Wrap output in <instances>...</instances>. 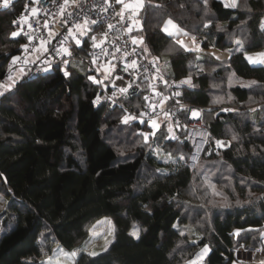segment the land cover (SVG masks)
<instances>
[{"label":"trees","instance_id":"obj_1","mask_svg":"<svg viewBox=\"0 0 264 264\" xmlns=\"http://www.w3.org/2000/svg\"><path fill=\"white\" fill-rule=\"evenodd\" d=\"M203 1L143 0L132 34L142 38L148 57L161 62L168 57L174 78L191 79L183 98L206 106L209 144L229 141L197 161L220 155L229 169L221 166L222 173L227 170L225 184L245 204L213 210L206 222L200 214L184 213L197 204L189 196L193 147L186 128H172L167 119L156 129L147 121L125 122L124 110L88 73L71 64L55 67L39 77L7 80L0 91V264H39L57 243L72 250L106 215L114 225L107 250L96 256L80 251L74 264H181L206 243L210 250L203 264H232L237 247L254 250L264 244L258 234L264 227V64H251L244 54L264 50V0H238L235 9L221 0ZM21 6L22 0L0 6V78L23 44L19 34L11 35ZM167 17L204 48L225 49L238 40L244 48L230 50L223 59L205 52L197 63L194 51L163 31ZM142 101L138 95L124 103L139 111ZM114 141L131 149L121 154ZM140 141L166 146L161 153L173 157L161 158ZM212 162L209 173L216 170ZM133 224L138 238L129 232ZM187 224L192 231H181Z\"/></svg>","mask_w":264,"mask_h":264},{"label":"built area","instance_id":"obj_2","mask_svg":"<svg viewBox=\"0 0 264 264\" xmlns=\"http://www.w3.org/2000/svg\"><path fill=\"white\" fill-rule=\"evenodd\" d=\"M13 1L8 0V4ZM134 2L68 0L65 4V0H22L12 23L23 38V44L19 52L10 56L0 83L10 80L9 76L13 79L39 77L55 67L66 68L71 59L82 57L87 72L98 76L97 82L103 95L124 110V119L130 117L128 120L148 123L152 119H167L172 128L184 126L186 138L193 147L190 155L192 164L202 154L207 155L213 146L214 150L218 149L217 140L213 141V145L209 144V130L203 117L206 106L185 100L183 79L163 72L161 61L144 53L138 38L132 34L137 11L132 7L125 8V5ZM0 5H4V0H0ZM82 23L84 28H77ZM93 38L98 46H94ZM133 39L138 42L134 44ZM38 46H41V52L32 58L31 54ZM65 48L68 54L63 52ZM13 57L19 59L13 63ZM101 63L115 64V69L105 81L106 85L100 79ZM46 69L49 71L45 72ZM138 95H142L143 106L136 111L128 107L124 100ZM193 110L199 115L194 117Z\"/></svg>","mask_w":264,"mask_h":264},{"label":"rangeland","instance_id":"obj_3","mask_svg":"<svg viewBox=\"0 0 264 264\" xmlns=\"http://www.w3.org/2000/svg\"><path fill=\"white\" fill-rule=\"evenodd\" d=\"M227 2H231V0H227ZM138 3H142L143 4V0H135V2L132 4V8H134L136 11H138L141 7L136 8L135 6ZM203 5H206L205 2L203 1ZM2 6V5H0ZM264 19V17L262 18ZM171 20L172 24L171 25H167V32L164 31L165 26L167 24V21ZM208 23V22H206ZM84 23L79 24L81 27L79 29L84 28ZM172 25H175V27H172ZM162 29L165 33L168 34V32L173 33L172 36L184 49H188L191 51L195 52V59L197 63H200L201 60L204 59L205 56V52L210 53L211 55H213L214 57L218 58V59H223V58H227L230 54V50L233 49H237L239 47V45L235 42V44L232 47L229 48H225V49H221L215 46H209L204 48L201 45V42L195 38V40H193V36L188 34L182 27H180L172 18L167 17L162 24ZM15 33H19L18 30L14 31ZM85 31H83L84 33ZM186 33V35H185ZM197 45L199 46V48L197 49ZM41 46H38L35 49V52L33 54H31L32 58H36L37 55L40 54L41 52ZM260 52H264V50H256V51H247L244 50V54H253V53H260ZM70 64L73 65L76 70L79 73H83L86 74L88 73V77H92V80L94 81H98V76L95 73H89L86 70V65L84 62V59L82 57H77V58H73L70 60ZM161 66H162V70L165 73H169L171 74V69H170V64H169V60L167 56H162V62H161ZM99 68L101 70V77L100 79L102 80L103 84L106 85L107 82L106 79L109 77V75L112 74V71L115 69V64L114 63H101L99 64ZM49 71V69H46L45 72ZM189 78H183L182 81H185ZM191 80V79H190ZM6 83V82H5ZM5 83H0V91L3 90V88L6 86ZM186 84V83H185ZM188 85V84H186ZM260 103L256 104L259 105ZM224 108H228L226 105L224 106ZM124 119V117H122ZM125 121V119H124ZM128 121V120H127ZM155 122L156 124H158L159 120L158 119H152L149 121V123L152 125V123ZM156 129V128H155ZM118 137L119 134H118ZM163 137L167 138V134L163 135ZM147 135L144 134L143 135V140H147ZM156 140V138H155ZM141 141H142V137H141ZM140 141V143H142ZM157 141V140H156ZM217 141H221V146H218L219 149L221 148H225L229 145V141L228 140H217ZM216 141V142H217ZM155 142V141H154ZM113 144L116 146V148L118 150H120V153H126L127 151H129V149H131V147L129 146V144H125L123 142H116L114 141ZM144 144V147L146 148V150H149L150 148L158 154L159 157H164L165 159L168 158H172L173 156H171L169 154H167V156H165L164 153H161L162 151L165 152V147L163 146H158V145H151V142L148 143H142ZM137 145V144H136ZM179 144L176 145V147L173 149L175 152H177V150H179ZM177 149V150H176ZM219 152V150L217 151V153ZM186 154H182V157L185 158ZM189 159H191V156H188ZM199 159V158H198ZM197 159V160H198ZM215 161L216 162V170L215 172H211L209 173L207 169H209V167L212 165L211 162ZM198 161L193 162L192 164H190V160H189V165H190V169L192 170V172L194 173L193 176V180H192V184L189 190V196L191 197V203L193 204L194 202H196V206L192 205L190 206V208H184V213H189V214H200L199 216L202 218V222H206L207 217H209V215L211 213H214L215 210L220 211V213H222L221 211L225 210L226 208L229 207H234L235 204H245L246 200H243L242 198H240L237 193L235 192V190L231 187L225 184V175H226V171L229 169L227 168L226 164L221 160L220 155L216 158V159H211L205 163L202 164L201 161H199L198 163H196ZM212 162V163H215ZM221 166L227 169H225V171L222 173V168ZM201 168L203 170H205V172H198L197 168ZM222 169V170H221ZM231 173V170H230ZM225 190H227L226 192H230L229 195H227V193H225ZM214 210V211H213ZM199 211V213H197ZM205 217V219H203ZM100 222V223H98ZM110 222V223H109ZM206 224V223H205ZM95 226V227H93ZM91 230V231H90ZM134 230H138V235H139V227L136 224H133L132 227L130 228V233H132ZM184 230H188L189 232L192 231V228L190 225H184L181 229V231ZM112 231V235H109V232ZM93 233H98V235H94ZM259 235H261V238L264 241V227L261 229L260 232H258ZM136 237V236H134ZM114 239V225H113V220L111 216H102L98 219H96V221H94L88 229V233L86 238L81 241L77 247H75L74 249H68L66 247H64L61 244H55L51 253L43 256L42 259H40L39 264H49V262L51 261L52 264H56L57 261H59V264H74L75 263V256H71V253L75 252L76 254L80 251H86V252H96L99 253L101 251L104 250L105 248V244L106 241L110 240L112 242V240ZM109 246V244L107 245V247ZM207 246L208 248V252L210 250V246L209 244H203L201 247H199L197 249V251L186 261H184L181 264H193V262H195V264H203L204 259L207 255V253L205 255L202 256L201 258V253L203 252L204 248ZM259 250V251H258ZM62 253H67L68 255H63ZM236 258L237 260H234L232 264H261V261H264V244L260 245L259 247L255 248L254 250H246L243 249L241 246L237 247L236 249Z\"/></svg>","mask_w":264,"mask_h":264},{"label":"snow or ice","instance_id":"obj_4","mask_svg":"<svg viewBox=\"0 0 264 264\" xmlns=\"http://www.w3.org/2000/svg\"><path fill=\"white\" fill-rule=\"evenodd\" d=\"M117 2H118V3H122L123 0H117ZM67 3H68V0H65V4H67ZM221 3L224 4V7H225V8H233V9H235V8L238 7V0H231L230 3L227 2V0H221ZM205 4H207V0H205ZM7 5H8V0H4V6L6 7ZM129 7H133V6H132V5H125V8H129ZM135 7H136V8L142 7V3H138ZM33 11H35V9H34ZM249 11H251V9H249ZM93 23H95V22L93 21ZM171 24H172V21H171V20L167 21V24H166V26H165L164 31L167 32V25H171ZM86 26H87V21L85 22V27H86ZM80 27H81L80 25H77V28H80ZM172 27H175V25H172ZM205 27H207V25H205ZM218 30H219V31H223V28L218 27ZM260 30H261V32H264V19H262L261 22H260ZM70 34H71V33H70ZM81 34H83V32H81ZM11 35H12L13 37H15V36L17 35V33L13 32ZM168 35H173V33L168 32ZM185 35H186V33H185ZM93 40H94V46H98V45L95 44V38H93ZM193 40H195V38H193ZM137 42H138V41H137L136 39H133V43H134V44H136ZM139 42H140V43L143 42V41H142V38H141V40H140ZM77 43H79V41H77ZM236 43L239 45V47L236 49V51H242L243 48H244L243 41H239V40H238V41H236ZM182 46H183V45H182ZM23 47H25V50H26V46H23ZM198 48H199V46L197 45V49H198ZM44 50L46 51V49H44ZM186 50H188V49H186ZM145 51H147V48H145ZM63 52H64L65 54H68V50H67L66 48L63 49ZM245 55H246V59H247V60L249 61V63H251V64H264V52L256 53L254 56H253V55H248L247 53H246ZM18 59H19L18 57H13V63H15ZM65 63H67V61H65ZM132 63H133V66H134V65H135V61H133ZM64 74H65V76H67V75H68V72L65 71ZM9 79L11 80V79H13V78H12L11 76H9ZM89 79H92V77H89ZM182 83H186V84H188L190 87L192 86V85H191V80H190V78L187 79V80H185V81H182ZM252 83H255V82H251V83H249L248 85H243V86L251 87ZM121 91H122V92H123V91H126V89H121ZM177 95H179V93H177ZM192 115L195 117V116H198L199 113H198L197 111L193 110V111H192ZM128 119H130V117H126V118H125V122H127ZM157 126H158V125H157L155 122L152 123V127H153V128H155V127H157ZM170 131H171V129H170ZM221 143H222L221 141H217V145H218V146H221ZM98 223H100V222H98ZM109 223H110V222H109ZM93 227H95V226H93ZM90 231H91V230H90ZM93 234H94V235H98V233H93ZM237 234H238V233H237ZM109 235H112V231L109 232ZM131 235L136 236V237L138 238V230H134V231L131 233ZM110 243H111L110 240L106 241L105 248H104L105 251L107 250V245L110 244ZM258 251H259V250H258ZM207 252H208V248H207V246H206V247L204 248L203 252L201 253V258H202V256L205 255ZM62 254H63V255H68L67 253H62ZM75 255H76L75 252L71 253V256H75ZM89 255H91V256H96V255H98V253H96V252H90ZM49 264H52V262L50 261ZM56 264H59V261H57ZM193 264H195V262H193ZM261 264H264V261H261Z\"/></svg>","mask_w":264,"mask_h":264},{"label":"crops","instance_id":"obj_5","mask_svg":"<svg viewBox=\"0 0 264 264\" xmlns=\"http://www.w3.org/2000/svg\"><path fill=\"white\" fill-rule=\"evenodd\" d=\"M259 51H260V50H259ZM255 54H256V53H253V54H250V53H249V55H253V56H254ZM245 56H246V55H245ZM220 140H224V139H220Z\"/></svg>","mask_w":264,"mask_h":264}]
</instances>
